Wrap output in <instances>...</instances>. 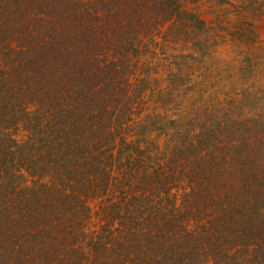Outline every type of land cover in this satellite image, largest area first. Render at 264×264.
<instances>
[{
	"label": "trees",
	"instance_id": "obj_1",
	"mask_svg": "<svg viewBox=\"0 0 264 264\" xmlns=\"http://www.w3.org/2000/svg\"><path fill=\"white\" fill-rule=\"evenodd\" d=\"M228 2L0 0V264H264V116L170 112Z\"/></svg>",
	"mask_w": 264,
	"mask_h": 264
},
{
	"label": "rangeland",
	"instance_id": "obj_2",
	"mask_svg": "<svg viewBox=\"0 0 264 264\" xmlns=\"http://www.w3.org/2000/svg\"><path fill=\"white\" fill-rule=\"evenodd\" d=\"M223 8L219 19L207 7L201 8L202 17L213 26L206 53L196 48L191 55L182 40L168 48L174 54L183 53L177 58L180 69H175L182 93L170 108L182 120L264 116V0H229ZM144 60L141 58V62ZM172 60L167 57L161 61L168 65L161 63L162 74L157 76L159 82L154 83L147 104L157 98L160 82L168 80ZM166 84H160V99L175 95Z\"/></svg>",
	"mask_w": 264,
	"mask_h": 264
}]
</instances>
